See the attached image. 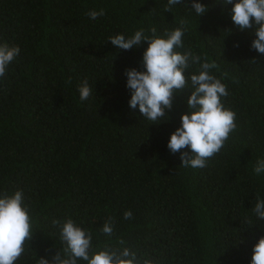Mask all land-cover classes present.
Masks as SVG:
<instances>
[{
  "label": "trees",
  "instance_id": "obj_1",
  "mask_svg": "<svg viewBox=\"0 0 264 264\" xmlns=\"http://www.w3.org/2000/svg\"><path fill=\"white\" fill-rule=\"evenodd\" d=\"M200 2L209 10L198 17L192 0L166 12L167 0H0V43L21 49L0 79V194L23 189L34 232L15 264L51 260L62 247L52 221L68 217L92 232L95 250L130 247L154 264H250L264 236L252 211L256 194L264 199V174L253 172L264 159V55L233 23L231 4ZM101 8L104 16L87 15ZM181 17L190 21L184 48L216 61L229 91L222 101L236 113V129L202 169L181 167L167 147L191 90L152 124L130 108L125 76L141 69L148 43L121 51L107 41L152 26L162 35ZM85 79L92 95L81 101ZM108 217L110 237L101 231Z\"/></svg>",
  "mask_w": 264,
  "mask_h": 264
},
{
  "label": "clouds",
  "instance_id": "obj_2",
  "mask_svg": "<svg viewBox=\"0 0 264 264\" xmlns=\"http://www.w3.org/2000/svg\"><path fill=\"white\" fill-rule=\"evenodd\" d=\"M180 3L182 0H167L164 12L172 11L173 6ZM216 3L224 8L232 5L233 23L241 31L250 30L254 34L251 48L264 55V0H216ZM191 9L200 17L209 6L200 0H192ZM87 15L95 20L104 16L105 10L92 9ZM189 25L190 21L181 17L177 27L166 29L162 35L152 26L147 31L140 28L127 37L123 33L116 34L107 41L121 51L139 48L145 41L148 43L142 54L141 69L127 68L125 76L126 86L131 91L130 108L135 110L138 106L141 116L152 124L169 120L175 95L186 88L191 90L186 101L189 111L182 114L180 126L171 133L167 147L172 154L180 153L181 167L202 169L225 146L237 124L235 111L226 108L222 101L229 96L228 88L212 72L219 70V65L214 60L209 61L206 55L202 57L190 48H184L183 37L189 31ZM20 52L19 45L0 43V79L6 76L9 65ZM193 66L197 71L189 72ZM78 92L81 101L92 95L87 79L78 85ZM253 172L257 176L264 174V159L257 158ZM25 199L23 189L0 194V264H15L25 252V242L32 240L30 206ZM255 200L252 211L259 221H264V199L256 194ZM132 217L131 210L123 214L125 220ZM52 224L59 228L62 247L51 260L40 257L36 264H79L80 261L86 264H154L152 259L139 256L130 247L105 245L102 250H95L92 232L71 217L54 219ZM114 227V218L108 217L101 231L110 237ZM118 243L124 245L125 241L118 239ZM252 251L250 264H264V236L259 238Z\"/></svg>",
  "mask_w": 264,
  "mask_h": 264
}]
</instances>
